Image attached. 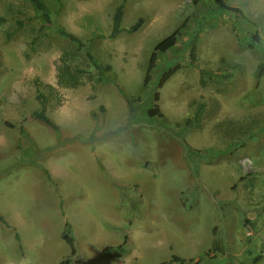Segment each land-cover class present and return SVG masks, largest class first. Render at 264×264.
<instances>
[{
    "label": "rangeland",
    "instance_id": "374dc122",
    "mask_svg": "<svg viewBox=\"0 0 264 264\" xmlns=\"http://www.w3.org/2000/svg\"><path fill=\"white\" fill-rule=\"evenodd\" d=\"M42 2L0 0V264H264V0Z\"/></svg>",
    "mask_w": 264,
    "mask_h": 264
},
{
    "label": "trees",
    "instance_id": "16d2710c",
    "mask_svg": "<svg viewBox=\"0 0 264 264\" xmlns=\"http://www.w3.org/2000/svg\"><path fill=\"white\" fill-rule=\"evenodd\" d=\"M32 2V4L40 11L42 17L44 18V20L46 22H50V16L47 12V9L44 5V3L42 2V0H30ZM214 2L222 9L228 10V11H235V12H239V8L235 7V6H230L227 5L224 0H214ZM121 10L118 9L117 12L114 14L113 17V26H112V31L110 33L111 37H116L118 34H120V32L123 30L120 26V22H121ZM142 23V19H138L133 25H131L128 29H126L128 32H133L135 30H137L140 25ZM181 27L176 28L175 30H173L171 33L167 34L166 36H164L162 39H160L153 47V50L150 54V58L148 61V65H147V69H146V74L144 77V83H147L149 81L150 78V72L151 70L155 67L156 65V59H157V53L158 52H165L166 50L172 48L176 41H177V37H178V33ZM62 34L67 36L70 40L75 41L79 44L80 47L83 46V44L71 33L66 32L64 30H62ZM252 40L255 42H258L260 40L259 35L257 32L253 33L252 35ZM195 41L196 38L194 37L191 41V49H190V57L192 60L195 59ZM249 47H253V45L251 43H249L248 45ZM88 57L89 59L93 62L90 54L88 53ZM94 63V62H93ZM94 66L96 68H98V66L96 64H94ZM180 68L179 64H175L171 67H168L166 70H164L158 80H157V87H161L164 82H166L178 69ZM264 71V61L261 62L258 65V68L256 70L255 76L257 78H259L262 73ZM154 99L157 100L158 99V93L157 91L154 93ZM41 109L39 111L34 112V117L38 118L39 120H41L42 122H44L45 124L49 125L50 127L57 129L58 125L55 124L46 114H45V110H44V103L43 101H41ZM147 114L150 116H156V115H161V111L159 109V107L155 104L152 108L147 109ZM9 124V123H8ZM4 223L5 221L2 220ZM7 224V223H6ZM63 240L69 245L70 247V252L71 254H75L76 253V248L74 245V240L73 237L70 234L69 231V227L66 226L65 230L62 232L61 234ZM123 243L119 244L117 246V251L115 252H110L111 247L110 246H105L103 248V250L105 252H108L109 256H115L118 257L121 255L122 251H121V247H122ZM161 264H187V261L184 258H180L178 256L172 255L170 257V259H168L167 261H163ZM229 264H234V263H229Z\"/></svg>",
    "mask_w": 264,
    "mask_h": 264
}]
</instances>
